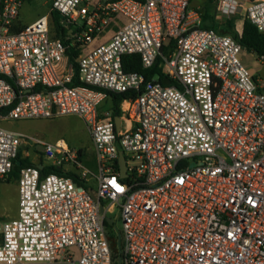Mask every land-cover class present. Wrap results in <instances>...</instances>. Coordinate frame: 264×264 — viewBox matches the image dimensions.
<instances>
[{"label":"built area","instance_id":"1","mask_svg":"<svg viewBox=\"0 0 264 264\" xmlns=\"http://www.w3.org/2000/svg\"><path fill=\"white\" fill-rule=\"evenodd\" d=\"M26 1L0 0V120L79 116L96 173L62 139L0 128V179L27 142L58 171L19 168L16 216L0 226V264H114L105 232L113 210L121 264H264V81L241 63L237 40L202 27L191 0H52L48 16L21 26ZM238 7L218 4L224 14ZM51 13L81 45L76 74L51 34ZM117 17L126 23L92 44ZM243 17L264 34V0L249 2ZM127 55L159 73L125 71ZM120 93L130 95L116 131L111 106L100 105Z\"/></svg>","mask_w":264,"mask_h":264},{"label":"rangeland","instance_id":"2","mask_svg":"<svg viewBox=\"0 0 264 264\" xmlns=\"http://www.w3.org/2000/svg\"><path fill=\"white\" fill-rule=\"evenodd\" d=\"M239 7L236 12L224 14L218 9L220 0H191L190 6L207 16L205 24L211 22L220 23L225 19H234V31L238 33L240 19L244 15L245 7L254 0H238ZM52 0H27L19 9L18 20L21 26H27L37 20L39 17L48 16ZM126 23L123 17H117L104 31L99 33L92 44L100 43L108 38L116 29ZM216 31V30H215ZM51 34L54 32L51 30ZM239 58L241 63L249 69L255 78L264 81V60L259 61L258 56L249 53L243 49ZM111 106L109 100L100 105L102 111L108 110ZM0 128L21 133L27 137H33L44 141L45 143H54L56 140H64L70 147L82 152V164L96 173V158L94 147L90 139L88 130L84 121L76 115H63L49 119H30V120H0ZM29 143V144H28ZM31 142L23 144L20 148V156L33 164L49 163L43 157V147L40 145H30ZM25 154L27 156H25ZM94 189L95 182L89 181ZM17 182L14 178L8 181L0 179V226L2 222L10 220L16 216L17 211ZM113 220L111 225H105V232L110 237V244L117 240L121 222L118 210H113L107 214ZM68 253L75 259L78 258V252L75 248H69ZM115 264V263H114Z\"/></svg>","mask_w":264,"mask_h":264},{"label":"trees","instance_id":"3","mask_svg":"<svg viewBox=\"0 0 264 264\" xmlns=\"http://www.w3.org/2000/svg\"><path fill=\"white\" fill-rule=\"evenodd\" d=\"M207 16L202 14V27L204 28H212L219 32L220 34H226L232 36L237 42L249 53L256 54L257 56H264V34L257 31V29L250 23L249 20L243 19L242 29L240 34L234 31V19H225L220 23L211 22V24H205V20ZM51 30H53L54 34L52 36L60 38L63 41L65 46V54L68 58V61L73 65L75 74L77 73V66L75 60L81 52V45L78 42H72L69 39H66V36L69 31V26L61 24L60 18L58 15L51 13ZM167 52V47L163 48V53ZM122 65L125 71H142L145 73L147 79H150L154 74L159 73V69L155 64L152 68L148 70H142L140 67L138 56L136 55H127L123 58ZM163 78L159 77L158 82L162 83ZM76 84V83H74ZM129 93H120V94H110L111 98V113L112 116H119V105L120 102L127 98ZM133 96V95H132ZM16 161H19V165L16 164ZM13 163V168L11 173L4 178L3 180L8 181L10 178H14L17 180L18 178V170L22 166H37L29 162L26 159H22L20 153L16 160ZM40 175L45 176L50 173H58V171L50 166L42 167L39 169ZM79 183V182H78ZM106 225V223H105ZM118 238L117 240H113L111 244L112 249V258L117 263L119 259L118 255Z\"/></svg>","mask_w":264,"mask_h":264},{"label":"water","instance_id":"4","mask_svg":"<svg viewBox=\"0 0 264 264\" xmlns=\"http://www.w3.org/2000/svg\"><path fill=\"white\" fill-rule=\"evenodd\" d=\"M162 83L167 85L169 84V79L164 78L162 80ZM114 124H115V130L118 131L119 130V118L117 116L114 117ZM116 145V149H117V162H118V166H119V177L123 178L125 177L126 173H125V163H124V157H123V151L121 149V146L119 145L118 142L115 143ZM16 164L19 165V161H16ZM39 169H41V166H37ZM94 200H96V198L94 197ZM100 211H103V206L100 205ZM105 223L108 225L112 224V220L110 218H105ZM116 264H121L120 259L117 260Z\"/></svg>","mask_w":264,"mask_h":264},{"label":"crops","instance_id":"5","mask_svg":"<svg viewBox=\"0 0 264 264\" xmlns=\"http://www.w3.org/2000/svg\"><path fill=\"white\" fill-rule=\"evenodd\" d=\"M197 9H198V8H197ZM200 13H201V12H200ZM243 19H244V17H242V18L240 19V24H239V30H238V33L241 32ZM37 166H41V168H42V167H47V166H49V163H39V164H37Z\"/></svg>","mask_w":264,"mask_h":264}]
</instances>
